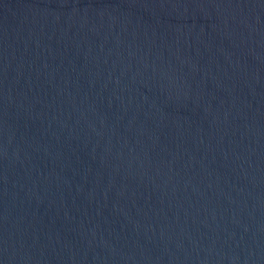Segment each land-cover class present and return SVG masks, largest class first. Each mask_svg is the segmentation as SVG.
<instances>
[{"label":"water","instance_id":"1","mask_svg":"<svg viewBox=\"0 0 264 264\" xmlns=\"http://www.w3.org/2000/svg\"><path fill=\"white\" fill-rule=\"evenodd\" d=\"M0 264H264V0H0Z\"/></svg>","mask_w":264,"mask_h":264}]
</instances>
